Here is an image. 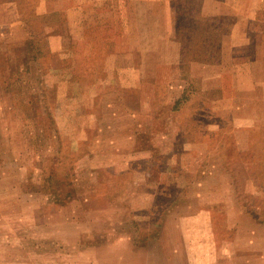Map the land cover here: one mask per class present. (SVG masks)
<instances>
[{"label": "rangeland", "instance_id": "1", "mask_svg": "<svg viewBox=\"0 0 264 264\" xmlns=\"http://www.w3.org/2000/svg\"><path fill=\"white\" fill-rule=\"evenodd\" d=\"M23 2L29 19L32 1ZM195 7L172 5L186 27L194 23L184 9ZM20 26L0 31V264H264V129H251L248 150L227 122L196 127L206 125L197 111L202 81L187 61L208 52L200 36L183 43L180 96L170 102L158 88L155 130L115 123L105 97L94 96L91 118L105 116L110 126L81 134L68 124L88 125L89 97L58 102V86L76 91L72 69L87 84L100 74L110 30L93 36L92 62L68 72ZM112 92L117 110L127 108L116 100L135 99L133 89ZM201 130L208 149L188 143Z\"/></svg>", "mask_w": 264, "mask_h": 264}, {"label": "crops", "instance_id": "2", "mask_svg": "<svg viewBox=\"0 0 264 264\" xmlns=\"http://www.w3.org/2000/svg\"><path fill=\"white\" fill-rule=\"evenodd\" d=\"M21 1H32L29 19L21 12ZM175 1L184 4L193 1L196 4L192 12L184 9L186 15L191 14L193 27L178 26L172 8ZM218 16H228L229 24L223 26L225 21L215 19ZM263 16L264 0H0V31L21 25L33 37L45 40L50 51L56 53L58 62L68 65L64 66V69L68 67V72L72 65L91 63L98 47L93 36L96 35L97 39V33L110 30L111 35L104 45L106 52L100 62V74L87 84L82 78L73 76L76 69H72L73 75H68V80L76 91L66 90L64 81L58 86V102H63L70 94L89 97L88 125L78 128L68 124L69 128L82 130L81 134L87 130L92 132L96 125L110 126L105 116H101L98 123L91 118L94 117V96L105 97L106 108L113 111L115 123L140 128L147 133L153 128L155 130L162 117L157 106L162 98L158 88H163L162 96L165 99L166 95L171 102L180 96L178 83L186 82L176 73L185 63L183 43L200 36L201 41L209 46L211 37L216 36L218 56L215 59L187 61L189 74L202 81V91L199 92L201 106L197 111H205L201 123L206 125L197 120L196 127L202 129L212 124L219 128L227 122L234 134H241L238 135L239 139L242 136L241 144L248 150L251 148V129H264ZM176 26L182 28L181 32L185 29L189 35L182 38L184 34L178 35ZM146 68L149 71L147 75ZM77 70L79 74L81 69L78 67ZM109 87L114 90L117 87L120 90L133 89L134 101L130 106L121 99L114 101L127 108L117 110V104L109 101L114 93H110ZM129 108L130 112L127 111ZM171 111L178 112L175 107L166 112ZM75 112L77 114L81 109ZM128 113L136 116L138 125L128 121ZM254 118L261 120L257 123ZM237 122L247 124L239 128ZM166 125L169 127L170 123ZM80 137L83 140L87 138L85 135L77 138ZM234 138V143H238L237 135ZM151 141L156 142L155 137ZM188 143L205 144L208 149L210 141L201 130V135L191 138ZM241 149L243 151L244 146Z\"/></svg>", "mask_w": 264, "mask_h": 264}, {"label": "trees", "instance_id": "3", "mask_svg": "<svg viewBox=\"0 0 264 264\" xmlns=\"http://www.w3.org/2000/svg\"><path fill=\"white\" fill-rule=\"evenodd\" d=\"M179 17V16H178ZM215 17H212V19H214ZM177 19V18H176ZM215 19H217L218 21H225L223 24V26H226V25H228L229 24V21H230V18L228 17V16H218L217 18H215ZM176 22H177V24H178V26H181V24H180V20H176ZM226 22H227V24H226ZM222 24V23H221ZM211 24H208L207 26H210ZM182 28H179V27H177L176 26V30H177V33H178V35H180V33H181V30ZM207 32H209V31H207ZM211 32V31H210ZM185 36L186 35H183L182 36V38H184L185 39ZM208 37H211V35L210 36H208ZM183 39V40H184ZM211 42H210V45L208 46V52L207 53H202L201 55H198L197 57H196V59L197 60H206V61H211V60H213V59H215L217 56H218V39H217V37L216 36H214V37H211Z\"/></svg>", "mask_w": 264, "mask_h": 264}]
</instances>
